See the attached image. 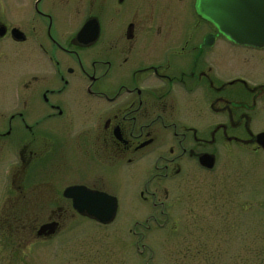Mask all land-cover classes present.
<instances>
[{"label":"flooded vegetation","instance_id":"obj_1","mask_svg":"<svg viewBox=\"0 0 264 264\" xmlns=\"http://www.w3.org/2000/svg\"><path fill=\"white\" fill-rule=\"evenodd\" d=\"M199 1H0V264L24 263L33 243L46 248L68 231L60 199L107 228L128 176L140 199L163 215L161 194H174L176 207L182 183L195 172L214 174L222 163H250L264 154L257 141L264 135V44L236 41L200 14ZM66 179L72 182L62 191L50 190L49 183ZM166 180L171 195L159 186ZM70 186L116 197L115 219L103 224L80 214L64 196ZM220 189L225 202L204 231L208 224L233 228L214 222L239 214V206L229 207L234 188ZM38 197L57 199L49 220L7 223L30 214L26 206ZM180 209L191 223H178ZM180 209L172 208L174 235L199 225L194 209ZM50 223L56 224L40 233ZM166 226L136 221L124 231L139 235L141 258L143 231ZM70 242L57 246L58 263L81 264Z\"/></svg>","mask_w":264,"mask_h":264},{"label":"rangeland","instance_id":"obj_2","mask_svg":"<svg viewBox=\"0 0 264 264\" xmlns=\"http://www.w3.org/2000/svg\"><path fill=\"white\" fill-rule=\"evenodd\" d=\"M8 20L15 19L10 16ZM251 158H247L250 163H222L214 174L195 172L192 180L182 183V189L177 194L181 201L176 207L171 202L174 194L166 199L164 193L159 192L161 201L165 202L167 213L163 215H161L163 208L155 209L150 203L140 199L136 189V180L128 176L126 180L123 179L119 183L122 193L118 191L116 193L119 198L118 214L113 225L107 228L96 227L94 221L72 212L69 201L60 199V204L68 209L62 217V223L70 225L69 228L66 227L68 231L53 239V242H49L46 248L42 247L40 242L33 243L31 253L21 259L24 263L20 264H43L46 261L47 264H68L58 263L59 252L62 248L57 249V246L60 241L64 240L71 241L68 246L71 251L73 242L77 243L75 246L79 250L81 264H87V261L93 262L92 264H141V262L143 264H264V154ZM145 164L147 168L149 163ZM235 169L238 172L232 176V170ZM228 174L230 177H226ZM220 179H223L222 185ZM71 182V179H66L62 184L49 183L48 186L51 191L55 192L57 189L62 191ZM159 186L160 188L166 187L168 192L170 191L168 180ZM222 187L225 190L229 188L231 193L234 188L235 194L229 197V207L239 206V214H233L230 211L232 214L224 216V221L218 220L214 224L232 223L234 227L221 231L209 227L208 224L204 231L201 226L206 225V219L218 218L215 216V210L223 207L222 204L225 201L222 199L224 198L220 189ZM154 188H156L155 185ZM56 202V197L48 200L35 198L31 204L26 206L30 209V214L18 215L15 221L9 216L8 218L11 219L7 220V223L41 224L49 220L51 209L56 206ZM45 207L46 210H44ZM172 208L194 209L195 220L192 221L199 224L198 227L186 230L181 226L180 231L174 235L169 229L172 217H174L172 214L175 213ZM220 212L223 213V211ZM153 216L160 223H166L167 226L162 230L154 228L142 230L144 248L143 257L140 258L137 253L139 235L135 232L124 231L125 225L136 221L142 224H155ZM176 219L181 225L191 223L190 219L186 220L187 216H184L181 209ZM2 221L0 217V224ZM202 248H204L202 253H197ZM46 249L47 253H45Z\"/></svg>","mask_w":264,"mask_h":264},{"label":"water","instance_id":"obj_3","mask_svg":"<svg viewBox=\"0 0 264 264\" xmlns=\"http://www.w3.org/2000/svg\"><path fill=\"white\" fill-rule=\"evenodd\" d=\"M264 9V0H200L198 2V11L200 14L208 16L217 24L223 27L222 31L232 34L234 39L241 43L254 45L264 44V13L260 9ZM90 26L87 23L82 34L86 32ZM262 32V36L255 33ZM258 143L264 148V135L257 137ZM83 189L92 191L85 186H70L65 189L64 196L73 202V207L82 215L94 218L100 223L107 224L114 220L118 210V200L104 192L92 191L106 198L108 202V211L101 212L93 205H84L78 202L72 193ZM56 223H50L42 226L40 233L45 232Z\"/></svg>","mask_w":264,"mask_h":264},{"label":"snow or ice","instance_id":"obj_4","mask_svg":"<svg viewBox=\"0 0 264 264\" xmlns=\"http://www.w3.org/2000/svg\"><path fill=\"white\" fill-rule=\"evenodd\" d=\"M71 195H74L81 204L86 206L93 205L101 212L108 211V202L106 201V198L95 192L80 189Z\"/></svg>","mask_w":264,"mask_h":264}]
</instances>
